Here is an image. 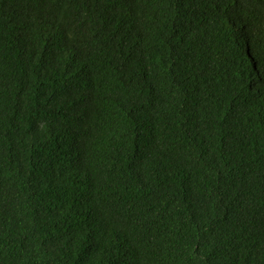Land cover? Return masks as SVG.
<instances>
[{"label": "trees", "instance_id": "1", "mask_svg": "<svg viewBox=\"0 0 264 264\" xmlns=\"http://www.w3.org/2000/svg\"><path fill=\"white\" fill-rule=\"evenodd\" d=\"M0 264H264V0H0Z\"/></svg>", "mask_w": 264, "mask_h": 264}]
</instances>
